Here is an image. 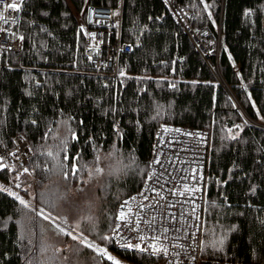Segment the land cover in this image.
Here are the masks:
<instances>
[{
	"label": "trees",
	"instance_id": "obj_1",
	"mask_svg": "<svg viewBox=\"0 0 264 264\" xmlns=\"http://www.w3.org/2000/svg\"><path fill=\"white\" fill-rule=\"evenodd\" d=\"M11 1L21 3L15 31L22 49L0 48V181L14 187L18 179L28 197L0 186V264H121L73 238L69 250L50 241L48 209L33 198L38 169L53 159L75 180L79 165L99 161L102 153L112 155L117 176L107 178L97 218L84 223L117 259L159 264L157 255L118 246L113 231L120 201L148 176L162 125L210 130L205 261L264 263V0H176L193 27L219 36L226 84L164 0ZM120 4L121 39L131 47L113 75L85 54L86 11ZM17 140L32 153L20 167L2 152Z\"/></svg>",
	"mask_w": 264,
	"mask_h": 264
},
{
	"label": "built area",
	"instance_id": "obj_2",
	"mask_svg": "<svg viewBox=\"0 0 264 264\" xmlns=\"http://www.w3.org/2000/svg\"><path fill=\"white\" fill-rule=\"evenodd\" d=\"M164 1L218 80L226 84L218 68L219 36L207 26L193 27L188 21L190 13L178 6L176 0ZM12 4L17 5L16 9L11 7ZM20 18V2L0 0V48L21 51L22 37L15 31ZM86 20L89 27L85 54L96 58V67L110 69L115 75L120 54L131 47L121 39L122 5H89ZM210 40H213L211 44ZM237 108L254 122L238 101ZM210 150L211 135L207 128L189 125L158 128L151 151L150 171L142 188L118 205L113 231L118 246L157 255L159 264H264L232 260L207 262L203 258ZM2 152L6 161L17 167L24 166L32 154L21 140H17L12 149Z\"/></svg>",
	"mask_w": 264,
	"mask_h": 264
},
{
	"label": "clouds",
	"instance_id": "obj_3",
	"mask_svg": "<svg viewBox=\"0 0 264 264\" xmlns=\"http://www.w3.org/2000/svg\"><path fill=\"white\" fill-rule=\"evenodd\" d=\"M113 164L112 155L102 153L99 161L80 164L74 180L71 175L65 176L64 163L53 159L43 169H38L42 174L33 198L53 214L61 217L75 215L77 219L83 217L90 222L97 218L101 210L108 188L107 178L117 176L118 169ZM89 186L99 188V191L89 194ZM36 222L34 219L33 223Z\"/></svg>",
	"mask_w": 264,
	"mask_h": 264
},
{
	"label": "rangeland",
	"instance_id": "obj_4",
	"mask_svg": "<svg viewBox=\"0 0 264 264\" xmlns=\"http://www.w3.org/2000/svg\"><path fill=\"white\" fill-rule=\"evenodd\" d=\"M212 42L213 40H210V44ZM22 175L24 174H21V176ZM14 181L16 185L14 187L7 185L1 181L0 186L8 191H11L17 196L27 198L28 195H25L26 197L23 196L21 194L22 192H20L18 189L19 187H17L20 185V181L18 179ZM28 183L31 182L29 181ZM23 186L26 187L27 185L25 184ZM92 191H99V188L93 189L92 186H89L88 193L91 194ZM45 213L48 215L47 235L50 241L61 243L62 247L67 248V250H69V246H74V243L72 241L70 242V238H73L74 240H78L79 242H83L84 244H89L96 247L97 251L102 252L103 254L108 256V258H115V260L121 264H128L123 260L117 259L110 250L106 249L104 246L100 245L95 239L92 238L91 231L89 230L91 226L87 223H84L85 219L87 218L82 217L80 219H77L75 215L61 217L60 215L53 214L49 210H46ZM79 249L81 250L82 248ZM78 256L79 255H76L75 258H79Z\"/></svg>",
	"mask_w": 264,
	"mask_h": 264
},
{
	"label": "snow or ice",
	"instance_id": "obj_5",
	"mask_svg": "<svg viewBox=\"0 0 264 264\" xmlns=\"http://www.w3.org/2000/svg\"><path fill=\"white\" fill-rule=\"evenodd\" d=\"M11 7H12L13 9H16L17 5L12 4ZM246 15H251V12L246 13ZM121 75H123V73H121ZM233 139H235V137H233ZM25 171L27 172L28 170L25 169ZM74 173H75V169H73V174H74ZM10 194H11V193H10ZM11 195H14V194H11ZM19 202H20V204H22V205H24L25 207H27V205L25 204V202H24L23 200H20ZM40 214L43 215V213H40ZM44 218H45V217H44ZM120 218L123 220V219H124V216L121 215ZM149 226H151V222L149 223ZM129 247H131V246H129Z\"/></svg>",
	"mask_w": 264,
	"mask_h": 264
}]
</instances>
